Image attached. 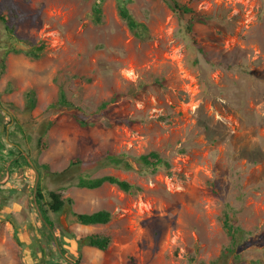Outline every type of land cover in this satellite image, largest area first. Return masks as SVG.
<instances>
[{
  "label": "rangeland",
  "instance_id": "rangeland-1",
  "mask_svg": "<svg viewBox=\"0 0 264 264\" xmlns=\"http://www.w3.org/2000/svg\"><path fill=\"white\" fill-rule=\"evenodd\" d=\"M94 1L0 0V54L20 50L0 68L1 137L36 166L46 207L52 190L71 198L48 213L57 232L110 237L87 264H264V0H181L207 13L191 31L188 15L167 0H128L149 27L147 39L120 17V0H103L99 22ZM41 41L39 57L26 53ZM60 88L69 105L58 103ZM150 150L169 165L145 171L137 158ZM107 152L131 168L106 163ZM36 173L24 166L8 180L6 190L16 191L0 205V264H16L25 248L15 229L32 220ZM104 174L137 189L77 185ZM227 205L246 232L224 255ZM97 209L109 210L110 220L87 225L73 214ZM57 250L49 244L44 255L56 258Z\"/></svg>",
  "mask_w": 264,
  "mask_h": 264
},
{
  "label": "trees",
  "instance_id": "trees-1",
  "mask_svg": "<svg viewBox=\"0 0 264 264\" xmlns=\"http://www.w3.org/2000/svg\"><path fill=\"white\" fill-rule=\"evenodd\" d=\"M102 2L103 0H95L94 3L92 4V14L94 16L93 18L97 22L101 20ZM126 2H128V0L118 1V9H119L120 17L126 22L127 26L135 36L142 39L149 38L150 37L149 27L145 22L139 21L133 16V14L129 11ZM167 2L173 9L177 10L180 14L188 15L190 22L187 25V29L190 31L193 29L194 22H205L208 18L206 12L194 8L193 6L189 5L187 2H183L181 0H167ZM0 17L4 19L3 16ZM43 48H44V43L41 41L37 44L32 45L31 48L26 50V53H28L34 58H37L41 55L40 52L42 51ZM17 51L20 50L14 45L4 48V50H2L0 54V68L3 67V60L5 56L9 52H17ZM155 81L159 82L161 80L157 79ZM121 95H122L121 93L114 94V96L111 97V99L117 100ZM32 96L33 95L31 91L27 93V97L29 101H34L33 98H31ZM57 101L59 104L62 105L63 104L69 105L71 103L68 100L67 95L62 88H60L59 90V99ZM106 104H107L106 101L102 102L101 107H104ZM73 115L82 126H87L89 124V122L85 120V118L82 115L77 114V112H73ZM1 116L2 115L0 113V123H1ZM126 121L128 124H133L137 122V119H127ZM122 122L125 121L118 120L113 123H122ZM15 134H16V129L12 128L10 131V138L13 137ZM1 135L2 133L0 132V180L6 175L7 171H9L10 174H12V172L17 171L21 167L31 166V164L26 158V155L22 153V150L20 149L19 145H17L18 143L16 142V144H11L8 140L6 141L3 137H1ZM102 158L105 159L106 163H112L113 165L118 167L125 166V168H131L130 162L124 160L119 155H115L113 153L107 152L102 155ZM137 159L142 164L143 169L149 173L156 172L163 163L166 164V166L169 165V163L156 150H150L148 152L142 153L139 155ZM77 161H78L77 159L73 160V162H77ZM104 182L115 184L125 192H133L137 189V186L135 184H132L128 180L121 179L120 177L112 174H104L93 178L81 177L77 182V185L88 188H96L101 186ZM5 188L7 187H4V184L0 182V195L3 194ZM15 190H16L15 188L8 189L7 192L10 193L9 196ZM61 194L62 192L59 190L58 191L52 190L49 192L50 200L47 203L48 205L46 207L47 212L50 211L54 214H57L59 212H62L67 202L70 204L71 198H67V200H64L61 197ZM43 197L44 195L42 193L41 186L38 184L37 202L41 208L45 220L48 222V220L51 217L49 214L47 215L46 210L42 208ZM1 204L3 203L0 202V205ZM229 207L230 206L227 205V207L224 209L223 217H222V225L229 238V243L223 250L224 255L233 252L236 246H240L242 244V240H244L245 232H246L241 226L235 224L233 220V215H231L228 211ZM32 209L35 212V217H37L40 220L39 214H37L38 212L36 210L35 204L33 203V200H32ZM73 214L76 216L77 221L83 224L106 223L110 220L111 217V212L107 209H98L93 212L73 211ZM44 227L45 229H47L46 225H44ZM86 240L88 244L98 247L102 250L106 249L110 243V237L108 235L99 234V233L88 236V239ZM57 256L60 258L59 253H57ZM48 262L50 264H63L62 262H59L57 260L54 261V257H51L50 261L48 260ZM132 264H136V263L132 262ZM239 264H243V263L239 261ZM244 264H254V263L249 261Z\"/></svg>",
  "mask_w": 264,
  "mask_h": 264
},
{
  "label": "flooded vegetation",
  "instance_id": "flooded-vegetation-1",
  "mask_svg": "<svg viewBox=\"0 0 264 264\" xmlns=\"http://www.w3.org/2000/svg\"><path fill=\"white\" fill-rule=\"evenodd\" d=\"M79 181V180H78ZM84 187V186H82ZM44 198V197H43ZM43 201V199H42ZM43 203V202H42ZM42 208L46 210V213H50V211L47 212L46 206L42 205ZM98 210V209H97ZM60 219V218H59ZM42 220L37 221L38 225V230L34 232V237L37 238V243L32 240L31 245H32V254L31 256H36L38 257L37 260L35 259L34 264H50L48 260L50 261V258H46L45 254V247H49L50 245H55L58 247L59 250H57V253L60 254V258L57 256L56 258L54 257V261H61L63 264H79L80 263V258H83V247L85 245H90L87 243L88 238L86 237H79L76 238L75 236L72 238L70 237L69 239L62 237L56 230V224L53 219H49L48 223L44 222ZM44 225L47 226V229H45ZM71 230V229H68ZM57 232V233H56ZM51 233V234H50ZM92 234H97V233H91ZM73 251H71V247H73ZM92 246V245H91ZM63 250V252L61 251ZM37 252V253H36ZM37 254H40V256H37ZM66 254V256L64 255ZM82 254V257H81ZM51 256V255H50ZM52 261V260H51ZM48 262V263H47Z\"/></svg>",
  "mask_w": 264,
  "mask_h": 264
},
{
  "label": "crops",
  "instance_id": "crops-1",
  "mask_svg": "<svg viewBox=\"0 0 264 264\" xmlns=\"http://www.w3.org/2000/svg\"><path fill=\"white\" fill-rule=\"evenodd\" d=\"M12 173H14V172H12ZM10 176H11L10 172L7 171L6 175L0 180V182L2 184H4V187H8L7 183H8V180H9ZM12 188H14V187H12ZM6 192H7V190L5 188V190L3 191V194L0 195V200H1L0 202H2L4 206H5L6 197H11L13 195V193H14L13 192L9 196V194L5 195ZM7 208L15 209V208H18V207L15 206V208H14V205H11L10 207H7ZM30 213H31V211H30ZM31 217H32V220H30L29 224H27V225L23 224V222H22V223L19 224L20 226L17 227L16 224L13 223V227H15V226L17 227L15 229V236H16L15 238H16L17 242L20 245H22V246L24 245V247H25L24 249H22V248L18 249V251L20 252V259L18 258L16 264H34L35 263V259L37 260V258H38L36 256H33V257L31 256V254L33 252L32 251L33 247H32L30 242H32V240L33 241L35 240L34 242H36V243L38 242L37 238L34 237V235H33L34 232L36 230H38V225H37V222H35V218H34L35 217V213L34 212H32V216ZM28 226H29L30 229L28 228ZM92 233H98V232H92ZM64 237L67 238L66 236H64ZM67 239H69V238H67ZM71 248H72L71 251H73L74 246L71 247ZM101 250L102 249L99 250V248L95 247V246L85 245L83 247L82 262H80L79 264H87L89 261H91V256L93 254H97V253L100 254ZM37 256H40V254H37Z\"/></svg>",
  "mask_w": 264,
  "mask_h": 264
},
{
  "label": "water",
  "instance_id": "water-1",
  "mask_svg": "<svg viewBox=\"0 0 264 264\" xmlns=\"http://www.w3.org/2000/svg\"><path fill=\"white\" fill-rule=\"evenodd\" d=\"M24 154L26 155V158H27V160L29 161V163H30L32 166H34L33 163H32V160L30 159V157L28 156V154H26L25 152H24ZM34 168H35V170H36V167H34ZM36 172H37V173H36L37 180H36V184H35L34 187H33V200H34L35 206H36V208H37V210H38V213H39L40 217L42 218L43 221H45V219H44V217H43V214H42V212H41V209H40V207H39V205H38V203H37L36 192H37V181H38V178H39V174H38V171H37V170H36ZM60 220H62V222H63L65 228H67V223H66L65 215H64V214L61 215ZM45 222H46V221H45Z\"/></svg>",
  "mask_w": 264,
  "mask_h": 264
},
{
  "label": "clouds",
  "instance_id": "clouds-1",
  "mask_svg": "<svg viewBox=\"0 0 264 264\" xmlns=\"http://www.w3.org/2000/svg\"><path fill=\"white\" fill-rule=\"evenodd\" d=\"M13 144V143H12ZM14 144H16V143H14ZM17 145H19V144H17ZM34 165V164H33ZM34 167H36L35 165H34ZM35 169V168H34ZM37 170V169H36ZM38 171V170H37ZM40 177V176H39ZM37 188H38V182H37ZM36 196H37V192H36ZM62 197V196H61ZM38 203V202H37ZM35 204V203H34ZM39 205V204H38ZM36 207V206H35ZM40 207V206H39ZM41 209V208H40ZM36 210H37V208H36ZM95 211V210H94ZM37 212H38V210H37ZM42 212V211H41ZM93 212V211H92ZM39 214V213H38ZM39 217H40V215H39ZM44 217V216H43ZM45 219V218H44ZM40 220H42V218L40 217ZM43 221V220H42ZM46 221V220H45ZM44 221V222H45ZM46 223H48L47 221H46ZM95 224H99V223H95ZM94 224V225H95ZM88 225V224H87ZM93 225V224H92ZM65 230H67V228L65 229ZM90 236V235H89ZM100 249V248H99ZM62 252H63V250H61ZM61 262V261H60Z\"/></svg>",
  "mask_w": 264,
  "mask_h": 264
}]
</instances>
